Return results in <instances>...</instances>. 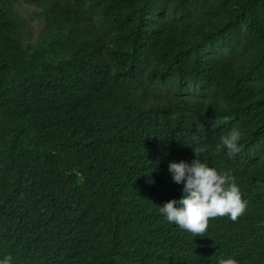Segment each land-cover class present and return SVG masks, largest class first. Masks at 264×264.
Segmentation results:
<instances>
[{
  "label": "trees",
  "instance_id": "trees-1",
  "mask_svg": "<svg viewBox=\"0 0 264 264\" xmlns=\"http://www.w3.org/2000/svg\"><path fill=\"white\" fill-rule=\"evenodd\" d=\"M18 1L0 0V260L264 264V0H25L35 42ZM197 148L247 202L201 237L160 211Z\"/></svg>",
  "mask_w": 264,
  "mask_h": 264
},
{
  "label": "clouds",
  "instance_id": "clouds-1",
  "mask_svg": "<svg viewBox=\"0 0 264 264\" xmlns=\"http://www.w3.org/2000/svg\"><path fill=\"white\" fill-rule=\"evenodd\" d=\"M241 138V130L233 129L221 138L216 147L217 153L219 154L222 148L227 149L230 155L239 152L238 142ZM203 151V148L194 149L197 158L191 164L183 161L170 163L169 171L174 182L184 185L183 197L179 201L172 200L160 207L168 222L178 225L196 237L204 235L210 220L228 216L236 222L247 210V202L242 199L234 177L226 172L220 173L202 161ZM12 260L13 257L7 255L0 260V264H12ZM220 264H238V261L229 258L221 260Z\"/></svg>",
  "mask_w": 264,
  "mask_h": 264
},
{
  "label": "rangeland",
  "instance_id": "rangeland-1",
  "mask_svg": "<svg viewBox=\"0 0 264 264\" xmlns=\"http://www.w3.org/2000/svg\"><path fill=\"white\" fill-rule=\"evenodd\" d=\"M15 10L25 23L27 39L32 42L37 41L43 23L41 19V11L31 5H28L25 0H19L15 4Z\"/></svg>",
  "mask_w": 264,
  "mask_h": 264
}]
</instances>
